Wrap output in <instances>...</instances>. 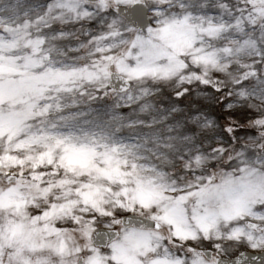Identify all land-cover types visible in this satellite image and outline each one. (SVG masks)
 Here are the masks:
<instances>
[{
  "label": "snow or ice",
  "instance_id": "obj_1",
  "mask_svg": "<svg viewBox=\"0 0 264 264\" xmlns=\"http://www.w3.org/2000/svg\"><path fill=\"white\" fill-rule=\"evenodd\" d=\"M0 264H264V0H0Z\"/></svg>",
  "mask_w": 264,
  "mask_h": 264
}]
</instances>
